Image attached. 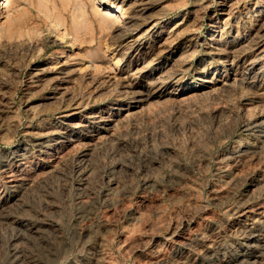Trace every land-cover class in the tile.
Instances as JSON below:
<instances>
[{
  "label": "rangeland",
  "instance_id": "374dc122",
  "mask_svg": "<svg viewBox=\"0 0 264 264\" xmlns=\"http://www.w3.org/2000/svg\"><path fill=\"white\" fill-rule=\"evenodd\" d=\"M263 6L1 2L0 264H264Z\"/></svg>",
  "mask_w": 264,
  "mask_h": 264
},
{
  "label": "bare ground",
  "instance_id": "6f19581e",
  "mask_svg": "<svg viewBox=\"0 0 264 264\" xmlns=\"http://www.w3.org/2000/svg\"><path fill=\"white\" fill-rule=\"evenodd\" d=\"M259 1V0H258ZM3 3L4 2V0H0V3ZM231 3V2H230ZM259 3V2H258ZM141 5V4H140ZM143 5V4H142ZM147 5V4H146ZM227 5V4H226ZM261 5V4H260ZM144 7V6H143ZM147 7V6H146ZM229 7H230V5H229ZM264 7V6H263ZM226 10V9H225ZM254 10H255V8H254ZM256 11V10H255ZM254 13V12H253ZM234 17V16H233ZM261 20V19H260ZM255 21V20H254ZM257 22V21H256ZM255 23V22H254ZM180 25V24H179ZM215 26V25H214ZM217 27H218V25H217ZM258 27V26H257ZM256 27V28H257ZM182 28V27H181ZM179 29V28H178ZM183 29V28H182ZM177 30V29H176ZM179 30H181V29H179ZM184 30V29H183ZM245 30V29H244ZM257 31V30H256ZM179 32V31H178ZM247 32V31H246ZM260 33V32H259ZM263 33H264V31H263ZM254 34V33H253ZM252 34V35H253ZM261 34V33H260ZM177 36H180V34L179 35H177ZM176 36V37H177ZM254 36H256V34L254 35ZM253 37V36H252ZM258 37V36H257ZM263 37V36H262ZM251 38V37H250ZM209 39V38H208ZM217 39H218V37H217ZM253 39V38H252ZM257 39V38H256ZM210 40H211V37H210ZM213 40V39H212ZM219 40V39H218ZM244 40V39H243ZM259 40V39H258ZM257 40V41H258ZM247 41H248V39H247ZM243 43V42H242ZM253 43V42H252ZM254 43H256V41L254 42ZM217 44V43H216ZM220 44V43H219ZM251 45V44H250ZM253 45V44H252ZM255 45V44H254ZM212 46V45H211ZM222 46V45H221ZM166 48V47H165ZM218 49V48H217ZM262 50V49H261ZM252 66V65H251ZM168 73V72H167ZM164 75H165V73H164ZM163 75V76H164ZM160 76H162V75H160ZM171 76V75H170ZM168 77V76H167ZM164 79V78H163ZM160 82V81H159ZM162 82V81H161ZM166 82V81H165ZM160 85V84H159ZM160 88H162V87H160ZM147 91V90H146ZM156 91V90H155ZM160 91V90H159ZM153 92V91H152ZM146 93H148V91L146 92ZM159 93V92H158ZM242 155V154H241ZM241 155H238V156H241ZM245 158V157H244ZM263 207V206H262ZM255 228V227H254ZM254 228L252 229V230H254ZM251 230V229H250ZM261 231V230H260ZM263 231V230H262ZM259 232V231H258ZM252 233V232H251ZM262 233V232H261ZM264 233V232H263ZM257 235V234H256ZM255 235V236H256ZM258 238V237H257ZM250 240V239H249ZM253 240V239H252ZM255 240H256V238H255ZM261 241V240H260ZM259 243L257 242V241H255L254 242V244H253V249L254 248H256L257 247V245H258ZM243 246V245H242ZM241 248V247H240ZM251 248V247H250ZM239 249V248H238ZM246 249V248H245ZM245 249H243V250H245ZM242 250V249H241ZM248 250V249H247ZM250 250V249H249ZM252 250V249H251ZM263 250H264V248H263ZM238 252H240L239 250H238ZM246 252V251H245ZM251 252V251H250ZM256 252H258V251H256ZM236 253V252H235ZM234 253V254H235ZM241 253V252H240ZM233 254V255H234ZM260 256L262 257V255L260 254ZM259 257V256H258ZM223 258V257H222ZM227 258H228V256H227ZM186 259V258H185ZM212 259H214V258H212ZM219 259V258H218ZM225 259V258H224ZM258 258H257V254H250V253H246V254H244V256L241 258V260H240V262H239V264H253V262L254 261H256ZM191 260V259H190ZM230 260V259H229ZM217 261V260H216ZM235 261V260H234ZM237 261H238V259H237ZM261 261V260H260ZM189 262V261H188ZM223 262V261H222ZM229 262V261H228ZM226 263H227V261H226ZM260 263V262H259ZM195 264V263H194ZM207 264H218L217 262H215V261H210V262H208Z\"/></svg>",
  "mask_w": 264,
  "mask_h": 264
}]
</instances>
